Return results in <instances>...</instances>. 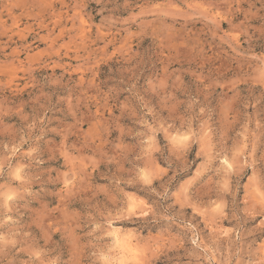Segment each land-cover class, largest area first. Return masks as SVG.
I'll return each instance as SVG.
<instances>
[{
	"label": "rangeland",
	"instance_id": "1",
	"mask_svg": "<svg viewBox=\"0 0 264 264\" xmlns=\"http://www.w3.org/2000/svg\"><path fill=\"white\" fill-rule=\"evenodd\" d=\"M114 228L264 264V0H0V264H115Z\"/></svg>",
	"mask_w": 264,
	"mask_h": 264
},
{
	"label": "bare ground",
	"instance_id": "2",
	"mask_svg": "<svg viewBox=\"0 0 264 264\" xmlns=\"http://www.w3.org/2000/svg\"><path fill=\"white\" fill-rule=\"evenodd\" d=\"M114 241H116L118 245V257L115 260V264H133L138 262V256L136 253V248L133 243L125 239L120 231L117 229H113ZM137 247V245H136Z\"/></svg>",
	"mask_w": 264,
	"mask_h": 264
}]
</instances>
